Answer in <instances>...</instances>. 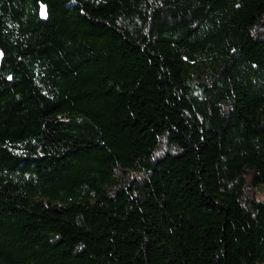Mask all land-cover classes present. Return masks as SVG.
I'll list each match as a JSON object with an SVG mask.
<instances>
[{
  "label": "trees",
  "instance_id": "16d2710c",
  "mask_svg": "<svg viewBox=\"0 0 264 264\" xmlns=\"http://www.w3.org/2000/svg\"><path fill=\"white\" fill-rule=\"evenodd\" d=\"M264 0H0V264H264Z\"/></svg>",
  "mask_w": 264,
  "mask_h": 264
},
{
  "label": "rangeland",
  "instance_id": "374dc122",
  "mask_svg": "<svg viewBox=\"0 0 264 264\" xmlns=\"http://www.w3.org/2000/svg\"><path fill=\"white\" fill-rule=\"evenodd\" d=\"M263 196H264V194H263Z\"/></svg>",
  "mask_w": 264,
  "mask_h": 264
}]
</instances>
